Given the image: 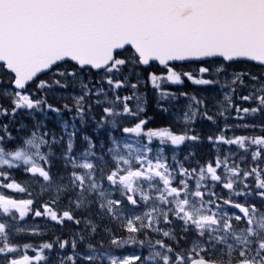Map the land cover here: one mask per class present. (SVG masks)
Segmentation results:
<instances>
[{
    "label": "snow or ice",
    "instance_id": "snow-or-ice-1",
    "mask_svg": "<svg viewBox=\"0 0 264 264\" xmlns=\"http://www.w3.org/2000/svg\"><path fill=\"white\" fill-rule=\"evenodd\" d=\"M0 264H264V0H0Z\"/></svg>",
    "mask_w": 264,
    "mask_h": 264
},
{
    "label": "rangeland",
    "instance_id": "rangeland-1",
    "mask_svg": "<svg viewBox=\"0 0 264 264\" xmlns=\"http://www.w3.org/2000/svg\"><path fill=\"white\" fill-rule=\"evenodd\" d=\"M43 221V220H42ZM42 221H40V218H37V223H39V224H43L44 223V221L42 222Z\"/></svg>",
    "mask_w": 264,
    "mask_h": 264
}]
</instances>
